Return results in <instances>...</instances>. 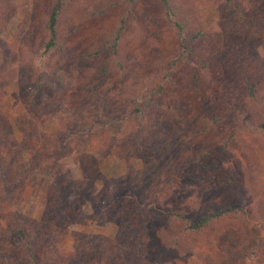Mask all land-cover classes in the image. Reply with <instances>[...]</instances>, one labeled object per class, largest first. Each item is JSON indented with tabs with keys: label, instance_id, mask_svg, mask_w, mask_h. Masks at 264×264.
Instances as JSON below:
<instances>
[{
	"label": "rangeland",
	"instance_id": "1",
	"mask_svg": "<svg viewBox=\"0 0 264 264\" xmlns=\"http://www.w3.org/2000/svg\"><path fill=\"white\" fill-rule=\"evenodd\" d=\"M50 1L0 0V155L28 167L63 139L43 176L67 187L68 217L78 209L74 222L45 219L50 180L27 176L19 204L43 236L66 264H264V0H174L197 33L179 51L155 0L128 11L127 0H69L60 47L44 53ZM125 14L131 26L110 52ZM114 198L132 208L104 210ZM153 199L187 217L237 210L190 235L179 218L146 222L138 206Z\"/></svg>",
	"mask_w": 264,
	"mask_h": 264
},
{
	"label": "trees",
	"instance_id": "2",
	"mask_svg": "<svg viewBox=\"0 0 264 264\" xmlns=\"http://www.w3.org/2000/svg\"><path fill=\"white\" fill-rule=\"evenodd\" d=\"M127 1L128 11L132 4L140 0ZM68 2L69 0L50 1L43 23L45 39L42 43V51L44 53L60 47L57 35V25L59 16ZM155 2L160 5L161 16L165 20L168 28L174 27L177 30V50L179 51V47L183 50L186 49L184 41L186 39H194L197 34L193 32L191 33L192 30L190 29L189 20L180 13L179 7L174 0H155ZM130 26L131 24L126 17V14L118 19L114 26L112 37L108 43L110 52L115 51L117 44L120 42L123 30ZM62 69H64V67ZM113 121L114 120L110 118L104 117L102 119V124H110ZM257 126L264 128V121H261L257 124ZM62 140L63 139L55 141L46 149V157L44 153L36 152L33 154L32 160L34 162L28 167L25 166L15 169V163H13V160H10L9 158L6 160L2 157V155H0V198H5L6 193L10 191V188H13L12 190L14 194H16L14 198L17 197L18 199L17 201L13 200L11 202L8 200L5 201L9 202L11 207L9 208V212L2 216L3 226L0 229V264H66L65 254L60 250H56V245L59 241H54L55 235H52L51 233L49 237L45 238L43 236L42 223L31 220V217L28 215V210L25 209L22 204H19V201H21V185L27 180V176L30 181H37L41 179L43 183L50 180V183L47 184L50 185V190L46 191V198L42 209L44 215H42V217L45 219H48L49 217L59 218V220H63V218H65L63 214L68 217L66 211L68 208L67 206H69V198L65 193V189L67 187L61 191L59 189L56 190L57 176L50 175L48 179L43 176V174L49 172L47 166L43 165L44 160H47V158L51 159L64 152V147L61 145ZM9 164L14 170L13 174H11L12 170L11 167H9ZM8 173L10 174V177H8ZM64 176L65 175L62 174L60 177L63 178ZM8 181H10V183H8ZM70 184L72 183H69L68 185ZM135 196V193H133V197ZM152 196H156V194H153ZM129 199L127 201H125V199L124 201H119L114 198V200H111L109 203L104 205L103 208L104 210H108L115 202L121 206L125 205V208H132L131 200ZM138 208L140 215L145 217L146 222H148L150 218L161 214L166 218L172 216L173 219H181L183 221L180 224L181 231L184 232L183 234L187 233L190 235L192 232L196 233L202 230V228L209 222L237 210L230 204H224L215 208L207 209L194 217H187L182 213L180 214L174 212L173 210H162L158 208L156 199L140 201ZM77 210L78 209L73 210V212L70 213L69 217L72 218L71 222H74L75 216L76 218L79 216L77 214ZM126 210L128 209H125V211ZM118 213L119 212L117 211L116 214ZM93 241L95 242L96 240L93 239ZM105 242H107V240ZM86 254L87 252L85 249L80 251L81 257L79 260L82 261L78 262L82 263L83 260H85ZM126 256L127 255H125V257ZM147 258H153L149 251Z\"/></svg>",
	"mask_w": 264,
	"mask_h": 264
}]
</instances>
